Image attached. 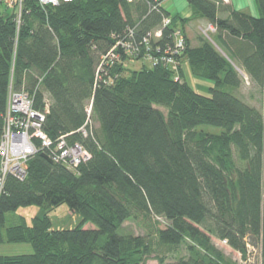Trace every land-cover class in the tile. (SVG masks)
I'll return each instance as SVG.
<instances>
[{
  "label": "trees",
  "instance_id": "obj_1",
  "mask_svg": "<svg viewBox=\"0 0 264 264\" xmlns=\"http://www.w3.org/2000/svg\"><path fill=\"white\" fill-rule=\"evenodd\" d=\"M160 2L43 7L23 0L18 14L0 0V141L10 93H24L45 114L42 128L52 141L65 137L89 155L69 171L39 153L23 181L6 178L0 245L34 251L0 256V264H146L155 251L150 240L120 232L128 221L152 218L167 222L156 230L158 245L188 254L168 264H239L213 238L245 261L250 241L264 264V114L240 97L245 84L264 93V0H256L259 18L223 0H187L192 17L183 19ZM168 17L172 26L163 28ZM192 20L216 29L198 47L185 33ZM158 29L155 43L150 35ZM175 30L185 39L178 73L147 60L148 50L160 59L174 48ZM132 62L148 64L132 70ZM190 77L211 83L209 94ZM62 205L80 216L75 228L54 227L50 213ZM31 206L42 211L7 226L9 214Z\"/></svg>",
  "mask_w": 264,
  "mask_h": 264
},
{
  "label": "built area",
  "instance_id": "obj_2",
  "mask_svg": "<svg viewBox=\"0 0 264 264\" xmlns=\"http://www.w3.org/2000/svg\"><path fill=\"white\" fill-rule=\"evenodd\" d=\"M23 0H2V4L16 8L18 14L21 13ZM43 7H57L61 3H72L74 0H38ZM129 3L135 0H127ZM169 0H161L158 4L162 6ZM20 18V15H19ZM172 17L164 19L163 28L172 26ZM208 31L216 32L215 27L209 25ZM163 30L158 29L152 35L155 43L162 39ZM149 45V39L145 40ZM185 48V39L179 30H175V46L167 47L164 56L156 59L151 50H148V62L151 65L164 63L169 70L178 73V63L175 57L181 56ZM160 53L161 49L158 48ZM113 59H117L112 55ZM45 114L35 112L33 102L28 95L24 93L11 92L9 96L8 112L5 120L4 132L0 141V197L2 195L4 184L8 176H13L23 181L27 176L28 163L36 154H46L48 158L56 164L66 167L69 171H75L83 162L88 161L89 155L80 145H68L65 137H61L57 142L52 141L43 131ZM86 134V133H84ZM37 142L40 146L37 145Z\"/></svg>",
  "mask_w": 264,
  "mask_h": 264
},
{
  "label": "rangeland",
  "instance_id": "obj_3",
  "mask_svg": "<svg viewBox=\"0 0 264 264\" xmlns=\"http://www.w3.org/2000/svg\"><path fill=\"white\" fill-rule=\"evenodd\" d=\"M5 6V5H4ZM7 7V6H6ZM165 8L169 9L175 15V11L183 12L189 8L187 0H169L165 3ZM3 10V8H2ZM191 11V9H189ZM12 12V8L8 10ZM190 18L192 17V12H190ZM179 15V14H178ZM189 18V17H188ZM189 18V19H190ZM179 28H182L181 25H178ZM206 26L203 21L200 20H192L188 26V30L190 35L192 36V42L195 44H199V38L214 34V32L208 31V27L205 30ZM186 32V29H185ZM148 63H136L132 62L129 65V68L132 70H140V68ZM189 83L191 86L199 91L202 94H209V88L212 87V84L200 79H194L190 77ZM240 97L248 104L256 107L259 109L262 114H264V93L257 91L254 87H250L245 84L243 90L240 93ZM160 110L167 114V111L163 108ZM205 131L220 134L221 130L212 128V127H205ZM264 186V183H263ZM264 189V187H263ZM42 209L37 206H31L26 208H20L17 212L11 213L7 216V226H16L20 222V218L23 217L28 221L31 220L33 217L38 215ZM51 221L56 229L58 227L60 229H68V228H75L81 218L77 214L71 213L69 208L66 205H62L50 213ZM167 226V222L160 218H152L149 221H144L140 223H136L134 221H128L124 224L120 234L123 236H134V237H143L146 240H150L152 245L154 246V254L150 257L146 264H158V259H164L165 262L174 263L179 261L180 259H187L188 254L185 249H179L175 252H168L167 249L160 247L156 240V230L157 229H165ZM85 229H95V226L92 224H88L85 226ZM213 243L215 246L224 253V255L231 259L234 262L239 264H261L262 257H261V248L259 246H252L250 241L248 245V257L247 261L242 259L241 254L235 252L230 247H228L225 243L220 242L213 238ZM33 248L29 244H1L0 245V256L4 257H12V256H22V255H29L33 253Z\"/></svg>",
  "mask_w": 264,
  "mask_h": 264
},
{
  "label": "crops",
  "instance_id": "obj_4",
  "mask_svg": "<svg viewBox=\"0 0 264 264\" xmlns=\"http://www.w3.org/2000/svg\"><path fill=\"white\" fill-rule=\"evenodd\" d=\"M226 4H231L234 9L236 11H240V12H244L254 18H259L262 16V13L260 11V9L258 8L257 2L256 0H223ZM190 8H187L186 11L181 12H174L175 15H178L183 18V19H188V17L190 18L191 15V11L189 10ZM166 10L170 13L171 11L169 9L166 8ZM172 16L173 14L170 13ZM203 21L205 23V30L207 29V27L209 26V24L205 21V20H200ZM190 22L186 25V36L188 37V40L190 41L192 47H198L199 44H195L194 42H192V36L190 35V32L188 30V26H189ZM186 66V63H185ZM58 229H60L58 227Z\"/></svg>",
  "mask_w": 264,
  "mask_h": 264
},
{
  "label": "water",
  "instance_id": "obj_5",
  "mask_svg": "<svg viewBox=\"0 0 264 264\" xmlns=\"http://www.w3.org/2000/svg\"><path fill=\"white\" fill-rule=\"evenodd\" d=\"M42 157L47 160L49 163H52V161L46 156V155H42Z\"/></svg>",
  "mask_w": 264,
  "mask_h": 264
}]
</instances>
